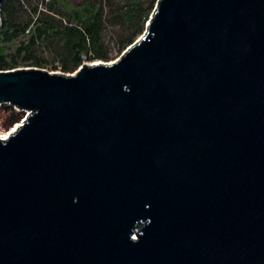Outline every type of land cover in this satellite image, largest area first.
<instances>
[{"label":"water","instance_id":"1","mask_svg":"<svg viewBox=\"0 0 264 264\" xmlns=\"http://www.w3.org/2000/svg\"><path fill=\"white\" fill-rule=\"evenodd\" d=\"M2 104L0 264H264V0H158L113 62L0 70Z\"/></svg>","mask_w":264,"mask_h":264},{"label":"trees","instance_id":"2","mask_svg":"<svg viewBox=\"0 0 264 264\" xmlns=\"http://www.w3.org/2000/svg\"><path fill=\"white\" fill-rule=\"evenodd\" d=\"M158 0H3L0 70L39 67L74 73L85 62L110 61L146 30ZM26 116L0 105L6 130Z\"/></svg>","mask_w":264,"mask_h":264},{"label":"rangeland","instance_id":"3","mask_svg":"<svg viewBox=\"0 0 264 264\" xmlns=\"http://www.w3.org/2000/svg\"><path fill=\"white\" fill-rule=\"evenodd\" d=\"M113 55H114V57L112 58V60H110V61H102V60H99V61H102V62H113V61H115L116 59H118L122 54H118V55H116L115 53H113ZM88 62H90V61H88ZM92 62H95V61H92ZM92 62H90V63H92ZM54 72H58V71H54ZM61 72V71H60ZM3 105V104H2ZM15 126V125H14ZM10 131V130H9ZM8 130H6L4 127H2V125L0 124V133L1 134H8V132H9Z\"/></svg>","mask_w":264,"mask_h":264},{"label":"bare ground","instance_id":"4","mask_svg":"<svg viewBox=\"0 0 264 264\" xmlns=\"http://www.w3.org/2000/svg\"><path fill=\"white\" fill-rule=\"evenodd\" d=\"M2 137L5 139V138H7L8 137V134H2Z\"/></svg>","mask_w":264,"mask_h":264},{"label":"built area","instance_id":"5","mask_svg":"<svg viewBox=\"0 0 264 264\" xmlns=\"http://www.w3.org/2000/svg\"><path fill=\"white\" fill-rule=\"evenodd\" d=\"M26 115H27V112H26ZM17 124H19V123H17ZM17 124H16L15 126H17ZM15 126H14V127H15ZM12 128H13V127H12ZM12 128H11V129H12ZM0 134H1V133H0Z\"/></svg>","mask_w":264,"mask_h":264}]
</instances>
